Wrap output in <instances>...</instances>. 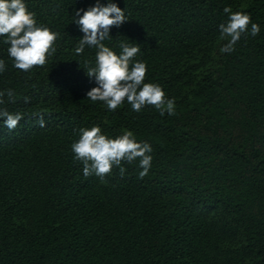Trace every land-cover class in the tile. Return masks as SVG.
I'll use <instances>...</instances> for the list:
<instances>
[{
	"label": "trees",
	"instance_id": "trees-1",
	"mask_svg": "<svg viewBox=\"0 0 264 264\" xmlns=\"http://www.w3.org/2000/svg\"><path fill=\"white\" fill-rule=\"evenodd\" d=\"M23 2L58 36L29 72L0 37V109L23 115L12 131L0 120V264H264V0H111L127 21L103 44L117 55L139 46L133 62L175 98L173 116L87 99L97 48L75 53L84 34L73 19L97 0ZM225 7L260 26L231 54L220 52ZM92 126L149 143L148 175L137 161L123 177L113 167L85 178L71 145Z\"/></svg>",
	"mask_w": 264,
	"mask_h": 264
},
{
	"label": "clouds",
	"instance_id": "clouds-1",
	"mask_svg": "<svg viewBox=\"0 0 264 264\" xmlns=\"http://www.w3.org/2000/svg\"><path fill=\"white\" fill-rule=\"evenodd\" d=\"M223 12L228 18L219 25V32L221 38L227 42L220 48V52L231 54L242 36L249 34V25L252 37L259 34L260 26L252 23L250 15L245 12H233L231 7H225ZM73 21L84 34L75 48V53L82 54L85 46L97 48L96 64L86 70L89 78H95L97 87L87 92V99L93 103L102 102L112 112L127 101L137 113L146 106H152L161 116L165 113L169 116L176 114L175 98H166L160 85L145 83L146 64L133 62V58L140 52L139 46L121 43L122 51L117 55L103 44L105 39H111L109 32L112 27H120L127 21L124 10L111 0L106 6L97 0L95 6L76 11ZM57 36L58 33L49 28L37 26L35 14L28 11L23 0H0V37H5L4 43L10 45L7 51L16 69L29 72L33 67L44 66L47 58L56 51L54 44ZM5 69V61L0 59V73ZM6 93L11 101L13 91L7 89ZM4 95L5 92H0V104L4 103ZM25 101H28L27 97ZM22 119L21 113L13 114L6 109H0V120L9 131L14 130ZM40 125L44 126L42 116ZM79 131V139L71 148L74 159L83 165L85 178L94 175L103 181L111 174L113 167L118 168L120 176L123 177L126 169L122 165L137 161L142 169L138 178L143 179L148 175L152 167L153 149L147 142H137L131 131H125L115 138L102 134L99 126L81 128Z\"/></svg>",
	"mask_w": 264,
	"mask_h": 264
}]
</instances>
